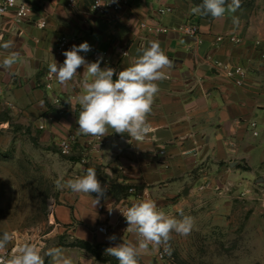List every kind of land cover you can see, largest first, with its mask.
I'll use <instances>...</instances> for the list:
<instances>
[{
  "label": "crops",
  "instance_id": "obj_1",
  "mask_svg": "<svg viewBox=\"0 0 264 264\" xmlns=\"http://www.w3.org/2000/svg\"><path fill=\"white\" fill-rule=\"evenodd\" d=\"M36 5L34 15L22 22L15 21L11 12L0 15V45L14 41L10 49L0 47V62L10 52L18 53L11 69L0 67V87L11 103L1 111L37 127L47 141L59 144L73 133L77 138L73 154L82 155L84 162L73 166L74 178L94 168L101 184L107 185V197L95 206V194L67 188L53 200L46 230L15 236L7 249L30 241L40 249L45 264H52L47 252L53 248L61 249L72 264H119L105 249L136 243L119 213L125 205L151 199L162 210L165 204L185 197V187L189 194L209 186L213 175L235 178L241 187L257 183L264 196V60L257 40L252 49L247 39L218 44L220 20L193 14L187 0H129L103 17L88 14L83 7L69 8L65 0H41ZM163 6L171 11L159 15ZM40 20L45 21L44 27H38ZM155 21L170 27L196 21L200 32L191 37L172 29L155 33L141 26ZM62 35L67 43L58 51ZM149 41L160 43L173 67L165 69L166 78L158 81L159 92L148 116L151 131L145 141L129 143L127 134L112 133V129L101 140L78 134V97L87 73L82 66L66 83L54 76L52 89H46L48 66L54 59L62 64L64 51L87 42L108 52L110 60L101 68L111 67L118 73L135 61ZM80 55L93 62L88 53ZM225 63L244 67L242 85L225 75ZM55 96L60 103H54ZM99 224L106 225L108 233L97 231ZM113 234L116 239L110 241ZM151 252L138 257V264H151Z\"/></svg>",
  "mask_w": 264,
  "mask_h": 264
},
{
  "label": "rangeland",
  "instance_id": "obj_2",
  "mask_svg": "<svg viewBox=\"0 0 264 264\" xmlns=\"http://www.w3.org/2000/svg\"><path fill=\"white\" fill-rule=\"evenodd\" d=\"M233 16L239 18L238 25H233ZM219 20L220 34L235 29L230 34L247 39L250 49L260 41L257 51L264 54V0H240L236 12L228 11ZM81 156L63 154L57 140L47 141L37 127L0 111V235L46 230L53 200L67 189L58 188L56 181L74 178L73 166L84 163ZM213 177L209 186L164 205L162 211L169 216L179 219L183 212L193 217L194 226L187 235L171 234L170 251L163 245L152 249L151 264H264V196L259 185L241 187L235 178Z\"/></svg>",
  "mask_w": 264,
  "mask_h": 264
},
{
  "label": "clouds",
  "instance_id": "obj_3",
  "mask_svg": "<svg viewBox=\"0 0 264 264\" xmlns=\"http://www.w3.org/2000/svg\"><path fill=\"white\" fill-rule=\"evenodd\" d=\"M240 0H202V3L191 9L193 14L210 15L215 19L225 16L228 11L236 12ZM233 25H238L239 18L232 17ZM14 41L9 39L0 47L10 49ZM91 47L87 42L73 45L64 51L62 64L54 59L49 73L60 83L73 80L82 66L87 73L83 81V91L78 97L80 112L77 118V133L98 137L100 140L112 133L130 137L137 143L145 141L151 131L148 116L152 111L154 99L159 92L158 81L166 78L165 69L173 67V61L166 55L158 41H149L147 47L140 49L141 54L130 65L118 73L114 68H101V59L88 62L81 52L87 53ZM126 54V53H125ZM18 53L6 55L0 67L11 69ZM115 75V79L113 78ZM111 133V134H112ZM58 188H68L77 193L95 194L94 204L107 197V185H102L94 168H87L83 175L73 179L56 181ZM111 211V210H110ZM125 217L126 231L136 236V243L122 242L105 249L108 256L114 257L119 264H138V257L150 249H158L162 245L164 251H170L168 242L173 232L187 235L194 226L193 217L180 213L179 219L167 215L157 207L151 199H140L122 212ZM116 239L115 234L108 238ZM13 233L5 231L0 235V252L13 243ZM47 255L52 264H72L70 257L59 248L49 249ZM0 264H45L44 257L35 243L25 241L11 250V255H0Z\"/></svg>",
  "mask_w": 264,
  "mask_h": 264
},
{
  "label": "built area",
  "instance_id": "obj_4",
  "mask_svg": "<svg viewBox=\"0 0 264 264\" xmlns=\"http://www.w3.org/2000/svg\"><path fill=\"white\" fill-rule=\"evenodd\" d=\"M38 1L41 0H0V15H4L11 12L13 15V19L15 21L17 22L25 21L27 19H30L34 15L35 11L37 10L36 3H38ZM65 3L69 8L81 9V7H83L85 8L84 10H86L88 14L103 17L106 14L109 15L111 10H114L119 6L128 5L129 0H65ZM169 11H171L170 7L163 6L158 9V14L162 15L165 12H169ZM36 23L38 27L45 26L44 20L42 21L40 20L39 22L37 21ZM141 26L148 27L149 30L155 33H165L172 29L182 35H188L191 37H196L200 32L199 25L196 21L182 23L177 26H171V27L166 26L158 21H155L154 23L143 22ZM216 42L218 44L221 43L240 44L242 42V39L235 34H230V33L219 34L216 37ZM66 43H67V37L62 35L58 40V44L56 46L58 51L63 50V48L66 46ZM259 43L260 42L257 41V44ZM89 45L91 47V51L87 53L89 54L91 61L95 62L98 58H102L101 63L109 62L110 58L108 52L100 51L99 49L95 48L93 44H89ZM261 57H264V54H262ZM222 68L225 75L228 78L232 79L237 85H242L244 83V79L246 77V70L244 69L243 66L239 64L225 63L222 65ZM45 77L46 79L44 82V87L46 89H52V80L54 79V75H51L48 71ZM60 102H61L60 97L55 96L54 103L58 104ZM10 107H11V103L7 102V100L4 99V91L2 87H0V111L3 108H10ZM75 143H76V136L73 133H68L59 143L61 152L63 154H70L73 151V145ZM93 144L94 142L93 140H91L90 145ZM130 191H134V189H130ZM128 207H129L128 205H125L124 208L119 210L121 219L124 221L126 220L122 212H125ZM96 230L101 233H108V228L104 224H99ZM15 246H13L10 249L3 250L2 252H0V255H11V250Z\"/></svg>",
  "mask_w": 264,
  "mask_h": 264
},
{
  "label": "water",
  "instance_id": "obj_5",
  "mask_svg": "<svg viewBox=\"0 0 264 264\" xmlns=\"http://www.w3.org/2000/svg\"><path fill=\"white\" fill-rule=\"evenodd\" d=\"M183 195H187L188 194V187H185V189L182 191Z\"/></svg>",
  "mask_w": 264,
  "mask_h": 264
},
{
  "label": "trees",
  "instance_id": "obj_6",
  "mask_svg": "<svg viewBox=\"0 0 264 264\" xmlns=\"http://www.w3.org/2000/svg\"><path fill=\"white\" fill-rule=\"evenodd\" d=\"M196 3L199 5V4L202 3V0H196ZM200 16H207V17H209V15H200Z\"/></svg>",
  "mask_w": 264,
  "mask_h": 264
}]
</instances>
